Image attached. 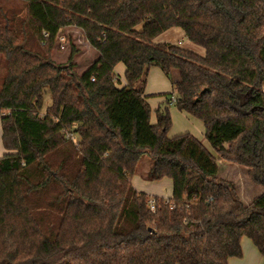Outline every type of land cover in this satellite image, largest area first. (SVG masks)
I'll use <instances>...</instances> for the list:
<instances>
[{
    "label": "trees",
    "instance_id": "16d2710c",
    "mask_svg": "<svg viewBox=\"0 0 264 264\" xmlns=\"http://www.w3.org/2000/svg\"><path fill=\"white\" fill-rule=\"evenodd\" d=\"M21 1L0 0V264H230L243 237L264 264V190L245 202L220 175L230 162L264 188V0ZM67 27L98 53L82 73L54 60ZM174 27L205 54L154 41ZM154 66L177 93L155 123ZM171 104L204 122L217 156L169 137ZM144 155V179H172L169 200L132 184Z\"/></svg>",
    "mask_w": 264,
    "mask_h": 264
},
{
    "label": "rangeland",
    "instance_id": "374dc122",
    "mask_svg": "<svg viewBox=\"0 0 264 264\" xmlns=\"http://www.w3.org/2000/svg\"><path fill=\"white\" fill-rule=\"evenodd\" d=\"M1 3L9 8L21 9L23 8V2L21 0H1ZM179 29V28H178ZM178 30H171L167 32V34H163L162 39L159 41H168V42H176L182 47L191 49L200 54H205V48L192 43L188 40L186 36H180V32ZM98 57L97 51L89 44L87 39L85 38L83 32L76 27H67L65 28L59 35L56 48L54 51V60L58 63H67L70 59L76 63V70L79 73L85 71L91 63L95 61ZM120 67H125L123 63L119 64ZM5 60L4 56L0 54V86L2 84L3 76L5 74ZM159 69V68H158ZM121 70V69H119ZM150 71H152L150 69ZM116 72V83L119 86L123 84V74ZM152 73V72H151ZM151 75V76H150ZM178 77V72H173V78ZM123 81V82H122ZM146 92L147 98H153V95L150 92H155V90H164L169 94V97H176L177 93L174 89L173 82L168 78L166 82L160 81V77H156L149 72L147 84H146ZM51 101L49 91H46L45 94V106H47ZM171 117H172V127L168 133L169 137H174L176 135L190 132L196 137H198L205 146L214 154V149L205 138V125L201 119L192 118V122H189V119L182 114L174 104L169 106ZM154 120L156 122L157 118L154 114ZM194 121V122H193ZM191 126V127H190ZM190 128V129H188ZM192 131V132H191ZM5 148L2 140V122H1V112H0V157L5 153ZM151 162V158L148 155H144L139 163L137 173L132 177V184L134 187L139 190L146 192L151 196L163 197L164 199H168L172 196V188L173 182L169 177H164L161 180L149 181L143 178V173L146 172L149 168ZM221 176L233 181L238 190L242 199L245 202H250L255 196H257L260 192L264 190L261 185L252 184L249 181L247 176V169L238 166L236 164H231L230 162L221 161ZM237 264H250L252 260L246 256L237 257ZM254 262V261H253ZM263 264V263H261Z\"/></svg>",
    "mask_w": 264,
    "mask_h": 264
},
{
    "label": "crops",
    "instance_id": "0c3cea01",
    "mask_svg": "<svg viewBox=\"0 0 264 264\" xmlns=\"http://www.w3.org/2000/svg\"><path fill=\"white\" fill-rule=\"evenodd\" d=\"M171 30H178L177 32H180V33H178L179 37L180 36H186L184 31L181 28L178 29L177 27H174V28H171V29L165 31L164 33L160 34L158 37L155 38L154 41L155 42H168V41H159V40L162 39L163 34H165V33L167 34V32H169ZM171 43H173V42H171ZM174 43H176V42H174ZM180 43H181V41L179 42V44ZM158 68L159 67H156V66L152 67L151 68L152 71H150V74H152L156 77H160V81L166 82L168 80V77L164 74V72L160 68L159 69ZM119 69H121V70H119ZM115 72H117V73L125 72V67H120V65L118 64L115 68ZM123 81L122 82L125 83L124 75H123ZM146 89H147V87L145 88V95H147ZM166 93H167L166 91L161 90V89L155 90V92H150V94L153 95V98H151V99L147 98V101L149 102V104L151 105L152 110H153L152 119H151L153 123H155L154 114L156 117V110L159 107L164 106L166 104L165 103L167 100V96L165 95ZM182 114H184L189 119V122H192V120H193L192 118H196V117L188 114L185 111H182ZM188 129H190V128H188ZM242 247H243V256H246L249 259V261L252 260V263H250V264H261V263H263V258L261 256L260 252L258 251L256 246L253 244V242L249 238L243 237ZM230 264H237L236 258H230Z\"/></svg>",
    "mask_w": 264,
    "mask_h": 264
},
{
    "label": "built area",
    "instance_id": "2783aa9c",
    "mask_svg": "<svg viewBox=\"0 0 264 264\" xmlns=\"http://www.w3.org/2000/svg\"><path fill=\"white\" fill-rule=\"evenodd\" d=\"M175 100H176V97H173V101H175ZM167 200H169V198ZM149 206H150L151 210H155L156 209V203H155L154 198L150 199Z\"/></svg>",
    "mask_w": 264,
    "mask_h": 264
}]
</instances>
